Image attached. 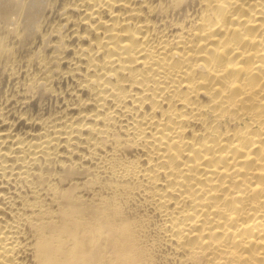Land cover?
<instances>
[{"label": "bare ground", "instance_id": "obj_1", "mask_svg": "<svg viewBox=\"0 0 264 264\" xmlns=\"http://www.w3.org/2000/svg\"><path fill=\"white\" fill-rule=\"evenodd\" d=\"M0 264H264V0H0Z\"/></svg>", "mask_w": 264, "mask_h": 264}]
</instances>
